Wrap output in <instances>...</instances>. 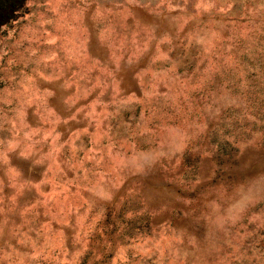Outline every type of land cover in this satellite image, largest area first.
Listing matches in <instances>:
<instances>
[{"label": "rangeland", "instance_id": "rangeland-1", "mask_svg": "<svg viewBox=\"0 0 264 264\" xmlns=\"http://www.w3.org/2000/svg\"><path fill=\"white\" fill-rule=\"evenodd\" d=\"M0 264H264V0H27Z\"/></svg>", "mask_w": 264, "mask_h": 264}, {"label": "trees", "instance_id": "trees-1", "mask_svg": "<svg viewBox=\"0 0 264 264\" xmlns=\"http://www.w3.org/2000/svg\"><path fill=\"white\" fill-rule=\"evenodd\" d=\"M27 0H0V29L14 20Z\"/></svg>", "mask_w": 264, "mask_h": 264}]
</instances>
